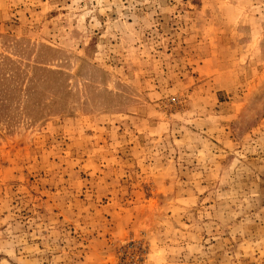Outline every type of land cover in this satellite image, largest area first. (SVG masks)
<instances>
[{
  "label": "rangeland",
  "instance_id": "rangeland-1",
  "mask_svg": "<svg viewBox=\"0 0 264 264\" xmlns=\"http://www.w3.org/2000/svg\"><path fill=\"white\" fill-rule=\"evenodd\" d=\"M0 264H264V0H0Z\"/></svg>",
  "mask_w": 264,
  "mask_h": 264
}]
</instances>
